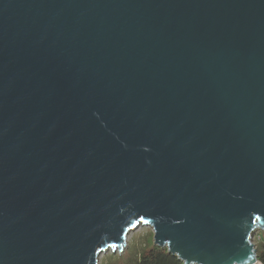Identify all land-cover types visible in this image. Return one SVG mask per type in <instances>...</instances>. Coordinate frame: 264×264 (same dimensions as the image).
Masks as SVG:
<instances>
[{"label":"water","instance_id":"95a60500","mask_svg":"<svg viewBox=\"0 0 264 264\" xmlns=\"http://www.w3.org/2000/svg\"><path fill=\"white\" fill-rule=\"evenodd\" d=\"M138 227L260 264L264 0H0V264H98Z\"/></svg>","mask_w":264,"mask_h":264},{"label":"rangeland","instance_id":"374dc122","mask_svg":"<svg viewBox=\"0 0 264 264\" xmlns=\"http://www.w3.org/2000/svg\"><path fill=\"white\" fill-rule=\"evenodd\" d=\"M261 232H255L251 242L255 248L261 236ZM153 246V234L148 227H138L127 234L126 242L121 251L106 250L99 255L98 264H124L138 253Z\"/></svg>","mask_w":264,"mask_h":264},{"label":"trees","instance_id":"16d2710c","mask_svg":"<svg viewBox=\"0 0 264 264\" xmlns=\"http://www.w3.org/2000/svg\"><path fill=\"white\" fill-rule=\"evenodd\" d=\"M260 240L256 245L257 259L264 264V233L261 232ZM124 264H183L178 258L172 256L166 249L151 246L132 257Z\"/></svg>","mask_w":264,"mask_h":264}]
</instances>
